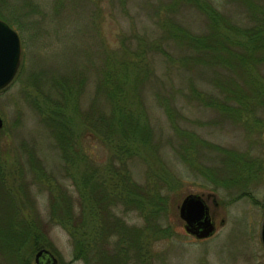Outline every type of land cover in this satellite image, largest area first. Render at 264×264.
Segmentation results:
<instances>
[{
	"label": "rangeland",
	"instance_id": "rangeland-1",
	"mask_svg": "<svg viewBox=\"0 0 264 264\" xmlns=\"http://www.w3.org/2000/svg\"><path fill=\"white\" fill-rule=\"evenodd\" d=\"M165 1L0 0V10L11 18L21 41L17 72L0 90V264H35L40 247L48 248L60 264H92L86 253L75 256L71 236L60 223L49 219L48 206L55 200L59 208H69L75 219L88 221L83 207L90 205L91 198L82 196L68 172L79 176L85 164H90L99 166L104 174L110 163L113 184L115 170L125 164L140 183L149 181L151 187L156 179L161 195L168 197L169 208L163 215H150L148 219L127 200L106 205L129 238L140 230L153 232L158 223V234L149 245L151 255L141 250L135 256L134 249H129L128 258L117 246H127L128 238L121 240L120 232L110 234L108 224L112 219L107 223L102 218L100 222L97 211L91 220H99L101 245L94 264H117L118 259L120 264H264L259 238L264 213V127L235 125L195 104L190 110L193 117L202 120L196 127L204 136L221 146L246 150L255 158V176L241 173L240 160L230 168L214 150L206 156L196 158L193 154L184 159L180 153L183 144L180 142L179 147L164 106L149 86L145 89L147 113L139 114L138 119L139 128L149 132L152 144L134 143L137 156L114 158L100 136L91 131L87 114L108 109L99 97L92 102L98 93L102 48L118 47L122 33L138 30L152 34V8ZM179 14L192 24L198 19L194 11ZM157 71H163L159 63ZM171 76L178 80L179 75L172 72ZM49 100H56L59 109L62 107L61 119L72 127L73 137L79 136V145L89 154L86 162L74 152L62 157L58 142L44 122ZM227 168L230 172L223 175ZM49 175L52 181L46 178ZM216 178L225 183L218 184ZM189 192L209 194L207 203L216 227L208 237L197 238L184 228L178 204ZM54 193L67 194L52 198ZM37 234L43 238L41 245L34 243ZM106 238L110 248L105 245ZM114 239L116 244H112Z\"/></svg>",
	"mask_w": 264,
	"mask_h": 264
},
{
	"label": "trees",
	"instance_id": "trees-1",
	"mask_svg": "<svg viewBox=\"0 0 264 264\" xmlns=\"http://www.w3.org/2000/svg\"><path fill=\"white\" fill-rule=\"evenodd\" d=\"M183 10L194 11L197 21L192 24L187 17L181 18L178 13ZM151 13L155 24L152 34L133 30L129 35H120V44L115 49L101 47L104 57L99 65L98 93L92 102L99 97V102L106 103L108 109H94L96 113L87 114L92 133L100 136L114 158L137 156L139 152L134 143L152 144L149 132L139 128L138 119L139 114L147 113L145 89L149 86L164 106L173 136L179 139V147L180 142L183 144L180 153L184 159L193 154L196 158L197 155L206 156V152L214 150L230 168L240 160L241 173H256L252 163L255 158L248 151L211 141L197 129L202 120L193 117L190 110L195 104L213 110L235 125L264 127V0H223L222 3L219 0H168L155 5ZM0 17L12 24L11 18L1 10ZM157 63L162 66L161 73L157 71ZM172 72L179 75L178 80H174ZM55 102L48 101L50 107L43 117L59 144L62 157L74 152L86 162L89 154L79 145V136L73 137L72 127L61 119L62 107L59 109ZM67 117L69 120L70 115ZM111 165L103 169L107 174H101L99 166L90 164H85L79 176L72 170L68 172L82 196L91 198L90 205L83 207L88 221L75 219L69 208H59L55 200L48 206L49 219L60 223L71 236L75 256L86 253L92 264L101 245L99 220H91L97 211L100 222L102 218L106 222L112 219L108 224L110 234L120 232L121 240L128 238L127 246L117 245L128 258L129 249H134L135 256L141 250L151 255L149 245L158 234V223L153 232L140 230L129 238L106 205L127 200L148 219L150 215H163L169 208L168 197L161 195L156 179L151 187L149 181L140 183L131 176L125 164L117 172L115 170L117 177L113 184ZM228 169L223 175L230 172ZM147 175L153 177L152 173ZM46 178L52 181L53 177ZM217 180L214 181L218 184L225 183ZM66 194L54 193L52 198ZM164 234L162 232L161 236ZM42 242L43 238H34L36 245ZM105 245L111 246L107 238ZM119 261L116 263L120 264Z\"/></svg>",
	"mask_w": 264,
	"mask_h": 264
},
{
	"label": "water",
	"instance_id": "water-1",
	"mask_svg": "<svg viewBox=\"0 0 264 264\" xmlns=\"http://www.w3.org/2000/svg\"><path fill=\"white\" fill-rule=\"evenodd\" d=\"M21 58V41L19 32L7 21L0 18V89L7 86L14 78ZM3 118L0 115V127ZM207 194L203 192H189L185 194L180 203L179 216L184 220V228L191 235L202 238L207 237L215 230L210 206L207 203ZM259 238L264 248V213L259 223ZM40 254L47 255L50 264H59L57 258L46 247H40L35 253L37 264Z\"/></svg>",
	"mask_w": 264,
	"mask_h": 264
},
{
	"label": "flooded vegetation",
	"instance_id": "flooded-vegetation-1",
	"mask_svg": "<svg viewBox=\"0 0 264 264\" xmlns=\"http://www.w3.org/2000/svg\"><path fill=\"white\" fill-rule=\"evenodd\" d=\"M211 217H212V215H211ZM212 220L215 222V220L213 218H212ZM215 225H216V223H215ZM38 262H39V264H50V261L48 260L47 255H45V254L39 255ZM57 262H58V259H57ZM35 264H37L36 260H35Z\"/></svg>",
	"mask_w": 264,
	"mask_h": 264
}]
</instances>
